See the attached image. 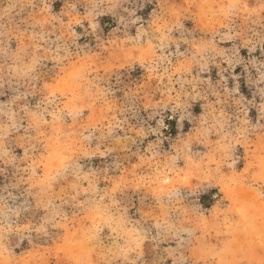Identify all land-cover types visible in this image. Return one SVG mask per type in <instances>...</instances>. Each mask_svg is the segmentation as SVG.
<instances>
[{
  "label": "rangeland",
  "instance_id": "obj_1",
  "mask_svg": "<svg viewBox=\"0 0 264 264\" xmlns=\"http://www.w3.org/2000/svg\"><path fill=\"white\" fill-rule=\"evenodd\" d=\"M262 6L0 0V264H264Z\"/></svg>",
  "mask_w": 264,
  "mask_h": 264
},
{
  "label": "clouds",
  "instance_id": "obj_2",
  "mask_svg": "<svg viewBox=\"0 0 264 264\" xmlns=\"http://www.w3.org/2000/svg\"><path fill=\"white\" fill-rule=\"evenodd\" d=\"M100 2L110 3L111 0H100ZM136 0H132V3H135ZM182 2L187 3L193 13H196L200 8H208L211 5H225V6H232L235 7L236 5L240 4V0H182ZM131 7V4L129 5ZM262 14H264V6H262ZM222 19V16L216 19V22L219 23ZM221 39H231L230 36H221Z\"/></svg>",
  "mask_w": 264,
  "mask_h": 264
}]
</instances>
